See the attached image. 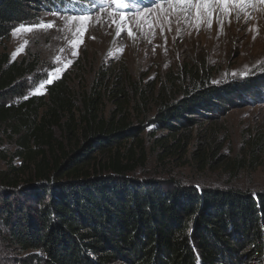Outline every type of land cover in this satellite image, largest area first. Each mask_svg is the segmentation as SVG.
Listing matches in <instances>:
<instances>
[{"label": "trees", "instance_id": "1", "mask_svg": "<svg viewBox=\"0 0 264 264\" xmlns=\"http://www.w3.org/2000/svg\"><path fill=\"white\" fill-rule=\"evenodd\" d=\"M71 1L63 0L64 8L80 6ZM59 2L0 0V130L16 147L3 157L0 223L6 243L27 254L17 264H264V193L133 177L145 156L141 141L134 143L140 131L130 124L126 94L147 103L139 85L116 74L115 89L108 90L115 109L106 117L100 114L104 77L89 94L69 89L66 74L45 95L25 94L24 79L35 66L9 62L5 42L29 10L52 3L61 11ZM163 78L151 122L168 133L171 145L156 139L168 155L184 146L173 123L194 126L192 116L219 112L238 90L264 97V80L254 90L252 84L238 90L211 86L208 68L197 60ZM245 166L237 159L223 169L233 178Z\"/></svg>", "mask_w": 264, "mask_h": 264}, {"label": "rangeland", "instance_id": "2", "mask_svg": "<svg viewBox=\"0 0 264 264\" xmlns=\"http://www.w3.org/2000/svg\"><path fill=\"white\" fill-rule=\"evenodd\" d=\"M74 1L84 10H64L63 0L59 2L61 11L52 3L49 8L29 10L26 22L15 26L5 42L9 62L25 60L35 66V72L24 79L25 94L45 95L46 87L63 74L69 89L89 94L97 77H104L106 82L102 86L101 80L99 88L104 95L100 114L106 117L115 109L108 93L115 89L111 79L116 74L127 77L130 84L140 86L147 102L133 92L126 94L131 101L130 124L140 131L134 143L141 141L145 156L143 162L138 161L133 177L263 194L264 97H246L238 88L252 84L254 90V85L264 80V3L245 5L243 11L229 14L214 4L209 26L208 15L202 12L198 21L195 9L185 16L181 11L172 12L164 2L167 11H161L162 0L148 7L126 5L123 12L114 11L111 3L104 5L102 0ZM82 16L87 19L81 20ZM29 26H33L31 30H27ZM189 60L204 62L211 86H227L238 94L229 95L217 113L192 116L196 122L192 127L184 121L173 123L184 146L168 155L156 143L159 138L171 145L168 133L160 132L151 122L156 112L152 100L167 71ZM49 79L51 83H47ZM135 103L140 104L138 111L132 109ZM15 151L13 140L0 130V175L7 168L3 157H11ZM197 154L203 156L200 161L195 160ZM237 159L246 166L232 178V171L223 165ZM19 163L13 165L18 167ZM26 255L16 253L6 243L0 223V264H17Z\"/></svg>", "mask_w": 264, "mask_h": 264}, {"label": "snow or ice", "instance_id": "3", "mask_svg": "<svg viewBox=\"0 0 264 264\" xmlns=\"http://www.w3.org/2000/svg\"><path fill=\"white\" fill-rule=\"evenodd\" d=\"M114 3L117 4L118 7H122L123 5L120 3V0H113ZM167 2L168 5L171 8L172 12L181 11L187 16V13L191 11L192 9H195V16L197 20L199 21L202 16V12L205 15H208L209 20V26L211 24V13L214 11L213 5L219 6V9L223 11L225 14H229L232 10H244V6H251L253 3H264V0H162V3L160 5L161 11H167L163 3ZM229 5H232V8H229ZM81 20L87 19L86 17H80ZM124 17L121 16V20H123ZM217 19H219V16L217 15ZM44 25H36L35 27H43ZM53 25L49 23L47 27L51 28ZM25 26H21V28H24ZM31 27L29 26L27 30H31ZM128 35L130 37L133 36V31L131 28L127 30ZM255 38V37H254ZM47 83H51V80L49 79ZM43 87V85H41Z\"/></svg>", "mask_w": 264, "mask_h": 264}]
</instances>
